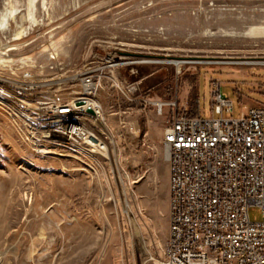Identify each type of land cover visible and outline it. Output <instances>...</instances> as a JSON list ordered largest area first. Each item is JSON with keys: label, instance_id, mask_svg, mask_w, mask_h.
<instances>
[{"label": "rangeland", "instance_id": "1", "mask_svg": "<svg viewBox=\"0 0 264 264\" xmlns=\"http://www.w3.org/2000/svg\"><path fill=\"white\" fill-rule=\"evenodd\" d=\"M9 6L16 12L0 25L7 71L30 68L70 99L80 90L70 77L111 53L126 62L117 69L125 93L107 92V81L98 93L111 157L85 142L33 137L0 108V264H163L162 139L173 112L153 101L178 98L192 111L198 96V114L211 116L216 77L235 103L227 116L264 105V64L225 63L264 61V0H0V21ZM172 59L194 62L179 73L162 62ZM249 216L262 220V209L250 206Z\"/></svg>", "mask_w": 264, "mask_h": 264}, {"label": "built area", "instance_id": "2", "mask_svg": "<svg viewBox=\"0 0 264 264\" xmlns=\"http://www.w3.org/2000/svg\"><path fill=\"white\" fill-rule=\"evenodd\" d=\"M4 54L0 52V76L19 90L35 93V100L17 97L18 103L27 105L26 122L33 137L88 144L104 139L105 133L96 123L98 116H105L98 93L106 81L110 82L107 92L125 93L117 69L126 62L108 53L87 63L70 77L79 84L78 95L63 99L47 87L50 80L39 78L32 69L7 71L1 59ZM211 96V116L191 115L178 98L153 101L160 113L165 106L173 109L162 139L170 190L163 264H264V105L247 107L239 117L227 116L235 103L216 77L211 80ZM80 100L84 103L77 104ZM129 100L143 101L144 108L148 102L130 96ZM56 114L82 116L88 130L60 125L55 122ZM252 205L262 209V220H251Z\"/></svg>", "mask_w": 264, "mask_h": 264}, {"label": "bare ground", "instance_id": "3", "mask_svg": "<svg viewBox=\"0 0 264 264\" xmlns=\"http://www.w3.org/2000/svg\"><path fill=\"white\" fill-rule=\"evenodd\" d=\"M10 6L5 7L2 10V17H1L0 25L7 24L9 17L14 16L16 9L10 8ZM2 27H5V26H2ZM21 38H22L21 32H17L14 39L21 40ZM18 47L19 45L18 46L13 45L11 50L17 49ZM149 62H159V61L149 60ZM162 62L174 64L177 68V72L180 73L182 66L184 64L194 62V60L189 61V60H180V59L173 60L172 59V60H165ZM195 62L197 63H217V62H212V61H201V60H198ZM225 63H230V64H233V63H236V64L259 63L260 64L261 63V64H264V61L263 60L262 61H232V62L225 61ZM5 90L8 92H6ZM17 97L22 98V100H35V93H33V91H30V90H19L17 86H13L11 81L6 80L4 76H0V108L7 113L9 118L13 120L19 128H21L20 126H26V128L29 129V133H30L29 123L26 122L28 121V114H26L27 105L18 103ZM85 100L87 101L88 104L92 103V100L90 99H85ZM55 122L60 123V125H71V127H74L76 129L88 130V122L85 121L82 116H78V115L56 114ZM96 123L101 127L103 133H106V132L108 133V129L105 125V116H98ZM99 139H100L99 142L89 141V144L93 147L92 150L93 151L96 150L102 153L103 155H105L106 157H111V150H110L108 143L105 142V139H102V138H99ZM56 140H64V139H56ZM69 143L80 144L77 142H69Z\"/></svg>", "mask_w": 264, "mask_h": 264}, {"label": "crops", "instance_id": "4", "mask_svg": "<svg viewBox=\"0 0 264 264\" xmlns=\"http://www.w3.org/2000/svg\"><path fill=\"white\" fill-rule=\"evenodd\" d=\"M197 99H198V96H197V98H196V107H194V109L191 111V109L187 106V103H185V104H183V103H181V105L180 106H186L187 107V109H188V112L191 114V115H199L198 113V107H197ZM179 101H180V99H178ZM171 110H172V112H173V109L171 108Z\"/></svg>", "mask_w": 264, "mask_h": 264}, {"label": "water", "instance_id": "5", "mask_svg": "<svg viewBox=\"0 0 264 264\" xmlns=\"http://www.w3.org/2000/svg\"><path fill=\"white\" fill-rule=\"evenodd\" d=\"M83 103H84L83 100H80V101L77 102V104H83ZM88 112H90L92 114L94 113V111H93V109L91 107H88Z\"/></svg>", "mask_w": 264, "mask_h": 264}]
</instances>
